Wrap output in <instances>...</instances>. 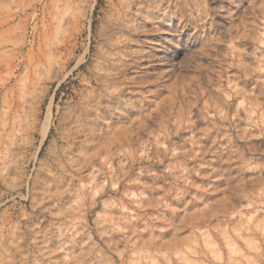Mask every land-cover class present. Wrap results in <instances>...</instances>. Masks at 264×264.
<instances>
[{"label": "rangeland", "instance_id": "1", "mask_svg": "<svg viewBox=\"0 0 264 264\" xmlns=\"http://www.w3.org/2000/svg\"><path fill=\"white\" fill-rule=\"evenodd\" d=\"M0 264H264V0H0Z\"/></svg>", "mask_w": 264, "mask_h": 264}, {"label": "bare ground", "instance_id": "2", "mask_svg": "<svg viewBox=\"0 0 264 264\" xmlns=\"http://www.w3.org/2000/svg\"><path fill=\"white\" fill-rule=\"evenodd\" d=\"M135 188V187H134Z\"/></svg>", "mask_w": 264, "mask_h": 264}]
</instances>
